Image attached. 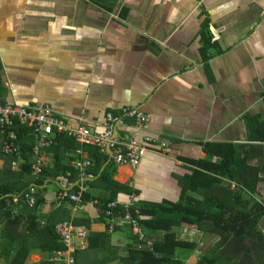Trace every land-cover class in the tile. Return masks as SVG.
Returning <instances> with one entry per match:
<instances>
[{
  "label": "crops",
  "instance_id": "crops-1",
  "mask_svg": "<svg viewBox=\"0 0 264 264\" xmlns=\"http://www.w3.org/2000/svg\"><path fill=\"white\" fill-rule=\"evenodd\" d=\"M0 96L9 105H49L71 126L95 134L105 131L108 113L147 114L142 129L125 119L116 131L147 149L137 170L117 167L114 181L127 187L117 201L140 212L176 203L181 178L191 173L188 162L206 157L205 144L244 145L253 165L264 168V142H253L247 126L249 118L264 122V0H0ZM54 149L43 152L44 167L54 170L48 192L84 186L60 172L74 167L76 154L65 146ZM4 164L0 153V170ZM18 166L14 161L12 169ZM257 199H264V181ZM96 202L82 203L76 212L66 203L64 211L72 222L98 216ZM55 209L42 204L39 211ZM89 230L107 233L109 241L89 261L80 251L75 264H129L123 259L138 234L127 222L109 231L105 222L91 220ZM172 230L196 243L191 252L178 253L183 264H196L218 239L196 225ZM145 234L148 246L163 238L161 231ZM86 247L87 240L78 245ZM49 255L35 251L27 264H45Z\"/></svg>",
  "mask_w": 264,
  "mask_h": 264
},
{
  "label": "trees",
  "instance_id": "trees-1",
  "mask_svg": "<svg viewBox=\"0 0 264 264\" xmlns=\"http://www.w3.org/2000/svg\"><path fill=\"white\" fill-rule=\"evenodd\" d=\"M203 59L207 60L208 56L203 55ZM247 126L253 142H264L263 121L249 118ZM14 128L18 134L15 142L19 150L14 154L3 152L5 138L0 129V153L5 157V164L0 170V260L5 264H27L31 254L41 251L50 254L45 264H53L55 261L51 258L54 252L65 249L56 233V226L71 219L69 209L64 211V205L70 202L65 199L59 204L60 189L55 196L45 186L54 173L52 165L45 166L38 176L32 174V164L36 161L33 150L37 140L35 128L20 123H16ZM57 145L65 146L68 153L74 155L77 148L83 147L92 162L84 180L86 191L81 194V202L97 201L95 207L100 213L98 216L96 213H93L94 216L82 215L73 223L83 224L89 229L91 220L103 221L108 229L107 205L117 202V197L127 192L126 186L114 181L117 166L99 147L81 145L68 133L56 134L55 142L49 148L56 150ZM204 150L206 157L188 162L192 167L191 173L181 178L182 193L178 202L150 205L142 208L141 212L136 205H132V211L139 212L136 216L141 218V227L145 231H161L163 238L148 246L145 238L136 235L132 240L136 244L128 248L124 261L129 264H183L178 253L191 252L196 243L179 239L172 229L187 224L196 225L200 230L218 237L212 249L196 264H264V231L259 228L264 218V203L257 199L259 184L264 181L259 174L264 173V168L253 165V152L241 144L212 142L205 144ZM260 154L261 151L257 155ZM67 160L70 164L71 158ZM14 161L19 165L15 170L12 169ZM60 172L64 175L68 173L67 178L71 182L80 180L79 172L71 165L63 166ZM97 189L101 190L99 196L94 193ZM78 191L79 188L73 186L69 193ZM29 193L36 199L35 207H29L27 203L26 195ZM42 204L50 207L55 204L57 209L44 215L39 211ZM113 211L116 218H122L124 210L121 204ZM141 213L149 219H143ZM57 216H62L63 221L54 220ZM128 226L131 227V224L128 223ZM86 240L87 247L78 249L74 253L75 259L81 251V258L89 261L95 249L101 244L106 245L109 236L105 232L89 230Z\"/></svg>",
  "mask_w": 264,
  "mask_h": 264
},
{
  "label": "built area",
  "instance_id": "built-area-1",
  "mask_svg": "<svg viewBox=\"0 0 264 264\" xmlns=\"http://www.w3.org/2000/svg\"><path fill=\"white\" fill-rule=\"evenodd\" d=\"M125 119L134 121L136 127L142 129L147 124L149 116L138 109H123L121 116L108 113L104 123L105 131L100 134H95L87 126H71L62 116L57 115L49 105H9L4 104L0 96V129L4 133L5 138L2 143L4 153L14 154L19 151L15 142L16 137H18L17 131L14 128L16 123L35 128L37 140L33 149L34 155L36 156V161L32 165V174L34 176H38L42 171V152L54 144L56 134L64 132L73 136L81 145L87 144L99 147L103 153L113 160L117 167L127 166L137 170L147 149L137 141L130 140L127 142L116 137V131L120 126H124ZM146 141L153 142L151 138H146ZM75 153L77 158L72 161V165L79 172V178H84L86 177L87 169L91 166L89 154L83 147L77 148ZM81 192H83V189H81ZM32 193L26 195L27 203L31 207L36 203V199ZM80 193L69 195L64 190L59 192V204L66 198L74 202L78 201ZM260 203L263 204L264 200L260 201ZM115 207L116 202H110L105 210V215L110 218V228L114 222H119L116 221L113 212ZM123 210L121 221L131 224L135 232L139 233L140 237L143 238L144 233L139 224V219L136 216L139 212L136 211L135 213L132 211L130 203L123 204ZM56 232L66 249L55 251L51 260H65L69 264L74 263L75 260L72 253L77 248V245L74 243V238H84L87 234L86 228L82 225L75 227L68 222H64L56 226Z\"/></svg>",
  "mask_w": 264,
  "mask_h": 264
},
{
  "label": "bare ground",
  "instance_id": "bare-ground-1",
  "mask_svg": "<svg viewBox=\"0 0 264 264\" xmlns=\"http://www.w3.org/2000/svg\"><path fill=\"white\" fill-rule=\"evenodd\" d=\"M48 149V148H47ZM46 150V149H45ZM44 150V151H45ZM42 156H43V152H42ZM35 162V161H34ZM34 162H33V164H34ZM32 164V165H33ZM91 165H92V162H91ZM91 167V166H90ZM89 167V168H90ZM43 168H44V158H43ZM43 168H42V171L41 172H43ZM88 168V169H89ZM87 169V170H88ZM85 178H87V174H86V177H84V178H79L82 182L85 180ZM81 189H83V192H81L80 193V191H81ZM67 191V193L69 194V195H75V194H78V193H80V196H79V199H78V201H71L69 198H66V199H68L69 200V202L70 203H72L73 204V211L74 212H76V210H77V208L78 207H80V206H82V202H81V194L82 193H84L85 191H86V189H85V187L84 186H82V187H80L79 188V191L78 192H76V193H69V191L67 190V189H60L59 190V192H61V191ZM59 194V193H58ZM122 205L123 206V204H127V203H124V202H119V201H117L116 202V207L118 206V205ZM131 204V206L132 205H134V204H132V203H130ZM36 206V204L34 205V206H32V207H35ZM29 207H31V206H29ZM115 207V208H116ZM114 212V211H113ZM114 215H115V213H114ZM109 217L106 215V221H107V225H108V230L109 231H112L113 229H114V227L117 225V224H119V223H124L125 221H121V218H116V221H119V222H114L113 223V225H112V227L110 228V222H109ZM139 219V224H140V220H141V218L139 217L138 218ZM64 223V222H63ZM68 223H70V224H72L73 226H75V227H77V226H80V225H82V226H84L85 228H86V230H87V234H86V236L84 237V238H74V243L77 245V248H76V250L72 253V255H73V257H74V253L77 251V249H78V245H81V243H83L84 242V240H86V238H87V236H88V228L85 226V225H83V224H80V225H75V224H73V222L72 221H69ZM141 226V225H140ZM132 227V226H131ZM142 228V227H141ZM132 229H134V228H132ZM142 230H143V233H144V237L143 238H145L146 239V234H145V230L142 228ZM57 233V232H56ZM137 233V232H136ZM138 235H139V233H137ZM59 236V235H58ZM75 240H79V241H77L78 243H76V241ZM62 241V240H61ZM81 242V243H80ZM74 260H76L75 259V257H74ZM68 263V262H67ZM69 264V263H68ZM72 264H75V261H74V263H72Z\"/></svg>",
  "mask_w": 264,
  "mask_h": 264
},
{
  "label": "rangeland",
  "instance_id": "rangeland-1",
  "mask_svg": "<svg viewBox=\"0 0 264 264\" xmlns=\"http://www.w3.org/2000/svg\"><path fill=\"white\" fill-rule=\"evenodd\" d=\"M259 228H260V230L263 231V230H264V223L260 224V227H259ZM250 243H251V242H250ZM0 264H4V263L2 262V263H0Z\"/></svg>",
  "mask_w": 264,
  "mask_h": 264
}]
</instances>
